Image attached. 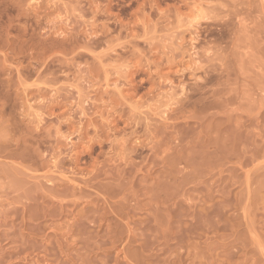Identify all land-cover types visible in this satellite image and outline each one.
I'll list each match as a JSON object with an SVG mask.
<instances>
[{
	"label": "rangeland",
	"instance_id": "1",
	"mask_svg": "<svg viewBox=\"0 0 264 264\" xmlns=\"http://www.w3.org/2000/svg\"><path fill=\"white\" fill-rule=\"evenodd\" d=\"M0 264H264V0H0Z\"/></svg>",
	"mask_w": 264,
	"mask_h": 264
}]
</instances>
